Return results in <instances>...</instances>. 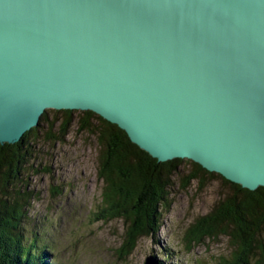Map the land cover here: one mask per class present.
<instances>
[{
  "label": "water",
  "instance_id": "obj_1",
  "mask_svg": "<svg viewBox=\"0 0 264 264\" xmlns=\"http://www.w3.org/2000/svg\"><path fill=\"white\" fill-rule=\"evenodd\" d=\"M47 109L264 186V0H0V143Z\"/></svg>",
  "mask_w": 264,
  "mask_h": 264
},
{
  "label": "trees",
  "instance_id": "obj_2",
  "mask_svg": "<svg viewBox=\"0 0 264 264\" xmlns=\"http://www.w3.org/2000/svg\"><path fill=\"white\" fill-rule=\"evenodd\" d=\"M74 125L77 132L93 136L96 142L98 218L121 219L125 224L121 258L130 255L141 238L161 229L175 186L187 188L192 182L205 186L217 180L219 195L189 227L186 247L221 231L228 235L232 251L220 264H264V186L249 190L190 159L158 161L116 124L90 110L68 109H47L38 126L20 141L0 143V264H51L45 254L51 245H40L29 230L28 207L34 195L27 187L26 174L37 172L39 164L31 140L63 141ZM170 253L162 247L154 257L156 264H172L166 263Z\"/></svg>",
  "mask_w": 264,
  "mask_h": 264
},
{
  "label": "rangeland",
  "instance_id": "obj_3",
  "mask_svg": "<svg viewBox=\"0 0 264 264\" xmlns=\"http://www.w3.org/2000/svg\"><path fill=\"white\" fill-rule=\"evenodd\" d=\"M31 143L39 164L37 172L26 174L27 187L34 195L28 207L29 230L37 235L40 245H51L45 253L48 263L143 264L146 257L154 258L162 247L171 251L166 263L172 264H220L230 255L232 244L221 231L203 236L190 249L184 240L195 219L205 215L217 199V180H209L205 186L196 182L187 188L175 186L161 229L141 238L123 259L120 246L124 222L105 221L96 213L100 182L93 136L77 132L74 125L63 141L44 143L41 139Z\"/></svg>",
  "mask_w": 264,
  "mask_h": 264
}]
</instances>
